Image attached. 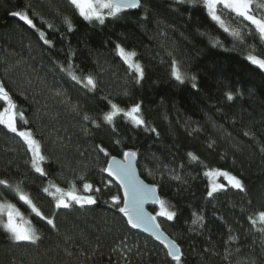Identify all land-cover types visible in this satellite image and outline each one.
Segmentation results:
<instances>
[{
  "label": "trees",
  "instance_id": "trees-1",
  "mask_svg": "<svg viewBox=\"0 0 264 264\" xmlns=\"http://www.w3.org/2000/svg\"><path fill=\"white\" fill-rule=\"evenodd\" d=\"M140 3L101 24L85 20L70 0H0V83L24 114L18 131L30 130L45 157L37 172L24 140L0 125V180L12 186L0 184V200L21 206L18 186L55 224L26 211L35 243L0 227V264H176L162 243L130 229L121 200H111L120 191L103 169L125 151L136 153L140 176L176 213L156 221L179 245L181 264H264V225L249 220L264 211V70L247 59L250 52L264 57V41L222 6L218 13L242 40L213 21L202 0ZM18 11L35 27L11 15ZM117 45L135 52L142 78ZM174 60L183 82L172 75ZM70 72L91 75L96 88ZM111 103L139 104L145 124L122 114L109 124L103 116ZM213 169L238 177L244 190L228 185L208 196L205 173ZM85 183L95 204L57 208L49 195L52 185L74 184L82 193Z\"/></svg>",
  "mask_w": 264,
  "mask_h": 264
},
{
  "label": "snow or ice",
  "instance_id": "snow-or-ice-1",
  "mask_svg": "<svg viewBox=\"0 0 264 264\" xmlns=\"http://www.w3.org/2000/svg\"><path fill=\"white\" fill-rule=\"evenodd\" d=\"M70 2L75 6L80 16H82L85 20H97L101 24L104 23L106 16L115 18L127 9L139 8L141 6L140 0H70ZM202 3L206 7L211 19L217 22L225 32H229L233 37L242 40L243 34L239 28H229L226 25L222 15L218 14V6H222V10H226L234 14L236 17L242 18L244 21L249 22L250 26L254 28L255 33L258 34L259 39L264 41V14L257 15L254 12V7L257 10L264 9V3H255V0H202ZM11 15L17 16L27 24L35 27L32 19L29 18L26 12L18 11L11 13ZM65 22L68 24L69 28H71V21L68 20V18H65ZM49 27H51V25H49ZM40 38L44 39L43 32L40 33ZM44 42L46 44L50 43L48 40H44ZM116 47L119 55L123 58L125 63L128 64L129 69L134 70L135 73L138 74L139 78H142L144 75L142 66L139 63L134 62L132 59L136 55L135 52H128L120 45H117ZM247 59L253 65H257L259 68L264 69V57L252 54L250 52V54L247 56ZM172 69V75L175 77V79L177 81L183 82L185 76L180 71L175 60L173 61ZM69 74L73 80L84 83L85 87L90 89L96 88V81L91 75L81 79L73 72H70ZM192 79L195 80V77H192ZM137 82H139V79ZM193 87H195V84H193ZM60 94L61 93L57 92V95ZM227 99H233V94L231 92L227 93ZM0 101H3L6 104V106L0 110V125L5 126L11 132L17 133L24 140L29 151L32 153V166L37 172L43 173V169L40 167V162L43 161L45 157L41 154L40 142L34 138L33 133L30 130L18 131L16 126L17 117L23 119L24 114L23 112L17 111L15 102L8 91L5 90L2 83H0ZM121 114L136 126L145 124V120L140 113L139 104L133 105L131 108L125 110L119 105L111 103V110L104 114L103 119L111 124L113 120ZM88 118L89 117L87 115L84 116V119ZM152 131L155 130L152 129ZM100 151L104 152L105 155L108 154L107 151L102 147L100 148ZM189 155L191 156L192 154L190 153ZM135 156V152L125 151L123 153L124 159L122 161L117 160V158L113 156L108 162V167L103 169V171L107 172L110 176L116 177L124 189V206L120 207L119 211L127 217V223L133 228H139L143 226L144 230L151 231L153 235H155L156 239L161 240L163 238V240L167 241V254L172 257L176 264H181L182 252L179 245L175 241L167 240V237L164 236V234L160 231L159 224L155 223L156 217L148 216L143 211V202L146 199H152L153 202L157 203L160 207V211L157 213V215L161 217H167L168 220H172L176 213L169 211L166 201L156 196L155 186L149 187L143 185L136 178L132 165V161ZM192 158L196 159L195 156ZM205 175L209 176L210 178L224 177L231 187L241 191L244 190L242 181L227 171L213 169L206 172ZM177 179H179V177H177ZM0 184L7 187H12L11 185L7 184V181L4 180H0ZM52 187L55 188L54 192H49L48 188H45L44 191L49 192V195L55 198L57 208H68L72 205V202H75L81 206H84L85 204L92 205L96 203V198L93 195L78 194L74 184L68 190L57 187L56 185H52ZM83 187L85 192L93 191V186L89 183H85ZM224 188V184L216 183L213 180L210 191L208 192V196L211 197L213 193L217 192L218 190H223ZM95 191L99 192L100 189L96 188ZM15 192L17 193L19 200L30 206L31 211L35 213L37 217L46 220L49 225L55 227L53 220L45 217L40 208L37 207V205L33 203L32 199H30L27 194L21 191L18 186L15 188ZM111 200L114 205H118L121 198L118 195H114L111 197ZM5 216L6 220L4 219ZM201 219L202 218L198 217L194 223ZM249 220L253 225H256L257 223L264 225V211L258 212L255 217H249ZM0 226L9 232L12 239L15 241H27L35 243L36 240L39 239L36 230L32 227V222L30 220H26L20 209L17 208L15 204L10 202L0 203ZM260 231L264 232V227H261Z\"/></svg>",
  "mask_w": 264,
  "mask_h": 264
},
{
  "label": "water",
  "instance_id": "water-1",
  "mask_svg": "<svg viewBox=\"0 0 264 264\" xmlns=\"http://www.w3.org/2000/svg\"><path fill=\"white\" fill-rule=\"evenodd\" d=\"M140 1H141V0H140ZM135 9H136V8H134V9H127V10H128V11H133V10H135ZM112 157H113V156H112ZM114 157H116L117 160H120V161H122V160L124 159L123 156H121V157H119V156H114ZM110 159H111V157L107 160L106 165H105V168L108 167V162H109ZM132 165H133V168H134V171H135V176H136V178H137V179H138L143 185H146V186H149V187L154 186V185H152V184L146 182V181L140 176L139 171H138V167H137V159H136V156H135V158H134L133 161H132ZM105 168H104V169H105ZM104 174H105V175H106V176H107V177H108L113 183H115V184L118 186L119 191H120V195H121V207H123V206H124V204H123L124 189H123V187L121 186L120 181L117 180L116 177H114V176H110V175H109L107 172H105V171H104ZM155 194H156V196L159 197V193H158L156 187H155ZM159 198H160V197H159ZM157 206H158V204H157V203H154L152 199H146V200H144V202H143V211H144L148 216H153V214H152V212H151V209L156 208ZM120 214H121V216L123 217V219L125 220L127 226H128L130 229H132V230H134V231H136V232L142 233V234H144V235H146V236L152 237L153 239L159 241L160 243H162V244L164 245V247H165V249H166V252L168 253V248L166 247V243H167V241L163 240V238H162L161 240L156 239L155 235H153V233H152L151 231H145L143 226H142V227H139V228H133L130 224L127 223V217L124 216V214L121 213V212H120ZM155 223L158 224L157 221H155ZM160 231L164 234V236L167 237V240H168V241H173V240H172V239H171V238H170L165 232H163V230H162L161 228H160ZM170 257H171V256H170Z\"/></svg>",
  "mask_w": 264,
  "mask_h": 264
},
{
  "label": "rangeland",
  "instance_id": "rangeland-1",
  "mask_svg": "<svg viewBox=\"0 0 264 264\" xmlns=\"http://www.w3.org/2000/svg\"><path fill=\"white\" fill-rule=\"evenodd\" d=\"M219 7V6H218ZM219 14V13H218ZM107 17V16H106ZM92 21H96V22H99V21H97V20H92ZM133 59V58H132ZM264 70V69H263ZM208 180H209V190H210V188H211V183L213 182V180L216 182V183H221V184H224L225 186H228L229 184H228V182H227V180L224 178V177H214V178H210L209 176H208ZM78 194H80V195H90V192H85L84 191V189H83V192L82 193H79L78 192ZM4 201H1L0 200V203H3ZM12 204H15V203H12ZM21 206H20V204H15L16 205V207L17 208H19L20 209V211H21V213H23V215H24V217H25V219L26 220H30V218H29V216L27 215V212L26 211H28V214H33V215H35V213H33L32 211H31V208H30V206H28V205H26L23 201H21ZM160 211V207L158 206V207H156V208H154L151 212H152V214H153V216H155L156 218L159 216V215H157V213ZM4 219L6 220V216L4 217ZM2 229H4L2 226H0ZM5 230V229H4ZM6 231V230H5ZM7 232V231H6ZM10 236H11V234L9 233V232H7ZM12 238V237H11ZM14 240V239H13Z\"/></svg>",
  "mask_w": 264,
  "mask_h": 264
}]
</instances>
